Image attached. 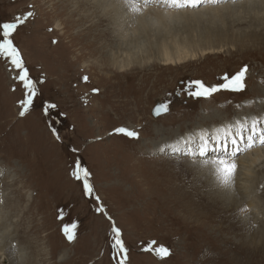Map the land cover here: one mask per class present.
Here are the masks:
<instances>
[{"label": "rangeland", "instance_id": "rangeland-1", "mask_svg": "<svg viewBox=\"0 0 264 264\" xmlns=\"http://www.w3.org/2000/svg\"><path fill=\"white\" fill-rule=\"evenodd\" d=\"M55 2L0 0V24L34 13L12 39L38 88L22 117L20 72L0 57V264H119L113 225L121 230L126 264H264V170L258 187L246 183V197L237 177L231 187L217 182L201 163L208 157L160 152L180 138L233 124L245 109L258 115L264 1L244 10L146 20L130 36L98 4L79 12L89 20L78 27L54 10ZM58 22L64 30L55 29ZM174 45L187 54L166 65L165 47ZM120 64L130 67L122 71ZM245 65L242 92L204 99L183 91L191 81L223 84V76ZM164 103L168 111L155 118ZM128 125L138 139L115 131ZM76 163L91 173L98 201L75 179ZM72 224L70 243L62 228ZM152 241L171 256L161 260L147 251Z\"/></svg>", "mask_w": 264, "mask_h": 264}, {"label": "snow or ice", "instance_id": "snow-or-ice-1", "mask_svg": "<svg viewBox=\"0 0 264 264\" xmlns=\"http://www.w3.org/2000/svg\"><path fill=\"white\" fill-rule=\"evenodd\" d=\"M237 4L240 0H122L124 6L134 14H142L143 9L151 4H164L170 8L175 9H197L202 4L220 5L224 3ZM34 15L29 11L24 17H17L15 22L0 24V57L8 58L15 69L19 70V81L22 82L25 89V99L22 103V111L20 115L23 117L31 108L34 98L38 95V88L36 81L32 80L28 69L25 67L21 53L13 43V34L16 32L18 25L25 23V21ZM249 69L245 65L235 75H225L222 77L224 83L215 86H208L203 81H191L184 85L183 91L192 98L210 99L215 93L220 91L242 92L246 88V78ZM87 80V77H84ZM98 92L97 89L93 90ZM54 108L55 105H49ZM168 111L167 103L160 104L154 109V115L160 116ZM240 129L249 135H240ZM118 134H122L131 139H138L139 134L127 128H118L115 130ZM59 138V137H57ZM257 145L264 147V120H252L249 124L247 121L238 125L236 136H233L231 127L225 129H217L214 134L207 131L194 133L188 137L180 138L175 143L162 146L160 152L171 156H186L188 158L194 157H208L201 163L205 167H210L212 174L215 176L217 182L224 187H231L234 185L235 178L239 170L238 159L243 154H246ZM75 151V149H73ZM214 155L209 156V153ZM73 175L76 180L82 182L83 189L86 196H93L97 201L99 197L95 196L94 187L91 183V173L79 163H76ZM102 211V208L97 209ZM76 225H65L62 231L66 239L71 243L76 239ZM112 247L117 253L119 264H126L127 248L122 239L121 230L113 225ZM155 241L150 242L147 251H153L161 260L171 256V250L165 246L153 248Z\"/></svg>", "mask_w": 264, "mask_h": 264}, {"label": "bare ground", "instance_id": "bare-ground-1", "mask_svg": "<svg viewBox=\"0 0 264 264\" xmlns=\"http://www.w3.org/2000/svg\"><path fill=\"white\" fill-rule=\"evenodd\" d=\"M55 1H56L55 3H57V8L54 9V10L59 11L58 13H60L63 16L67 15V19L69 21L72 20L73 22H75V23H72V24H76V26H78V27L85 26L87 21L89 20L88 16H82V15L79 14V12L82 11L85 7H88L90 9H96V4H98V5L101 6L102 10H111V11H113L115 13V18H118L119 21H120L119 22L120 30L125 31L129 36L133 34V32L132 33L129 32L130 30L133 31V29L136 26L141 25L146 20L159 22V21H162V20L170 19V18H172V19L174 18L175 19V17H179V16H182V15H191L192 14V15L196 16V14L197 15L205 14L206 11L216 12L219 9H235L236 7H239L240 5L242 6V8L244 10V7L248 6L247 8L249 9L254 4H256V5L261 4V0H240V2L237 3V4H233V3L229 2V3L220 4L219 7H213V8H211V7H202L200 9L198 8V10L194 9V11H192V10L189 11V10L185 9L184 11H179L178 10L177 12H175L173 10L175 8H170L167 5L157 3V4H151L147 8H144L143 9V13L138 15V14H134L131 11H129L124 6V4L122 3V0H60L58 2H57V0H55ZM262 1H264V0H262ZM207 5L211 6L210 4H205V6H207ZM173 11H174V14H173ZM75 17H77V18H75ZM43 19H45V18H43ZM103 22H104V18H102L99 21L98 26L100 27ZM63 26L64 25L62 24V22H58L56 24V28L55 29L59 30V28H60V30H64L65 26L64 27ZM93 29L95 30L94 27L90 26L89 32L85 33V35L90 37L91 33L93 32ZM136 30H137V27H136ZM85 38H87V37H85ZM173 48L176 50L175 53H173ZM84 53H86V52H84ZM186 54H187L186 48H182L179 45H174V47L166 46L165 50H164V53H163L162 61L166 65H169V64L176 65V63L180 64L182 62V60L184 59V56ZM129 65L130 64H127V65H121L120 64L118 66V68L123 71V70L129 69V67H130ZM103 66L101 65V68ZM85 67L90 72L92 71L89 65H86ZM262 91L263 90H261L259 92L262 93V95L264 96V93H263L264 91L263 92ZM99 108H100V106H99ZM102 109L104 110V108H102ZM243 112H244L245 115H242L233 124H231L229 126H227V125L224 126L223 125V126H220V128L227 129V128L231 127L233 136H236L237 128H238L239 124H241V123H243L245 121H247L250 124L251 121L254 120V119L257 120V121L264 120V106H258V112H257L258 115H256V116L251 115V112L248 113L246 111V109ZM116 119H118V118H116ZM223 124H225V123H223ZM120 128H127V129H130V130L134 129L130 125L124 126V127H120ZM215 132L216 131L211 132L210 134H214ZM239 134L246 136V135H249L250 132L246 133V132L243 131V129H240V133ZM117 138H121L123 140L124 137L117 136ZM124 139L128 140V138L127 139L124 138ZM122 142H123V144H125L124 140ZM129 142H127V143H129ZM131 143H137V141H134V142H131ZM100 155H102V154H100ZM238 161L241 163V166H239V170H238V173H237L238 175L236 176L238 178V182H240V184H238V185L242 186L243 191L245 192V196L249 197L247 192L244 190L245 189V185H246V183L248 184L251 180H252V182L255 183L256 186L261 182V180H260L261 179L260 178L261 174L259 172H261V170H264V147H261V146L257 145L255 148L251 149L246 154L240 156ZM243 191H241V192H243ZM6 233H5V235H6ZM247 241H248V239H247ZM1 244H2V238L0 236V245ZM259 253H260V251H259ZM240 255H241V252H240ZM249 255H251V254H249Z\"/></svg>", "mask_w": 264, "mask_h": 264}]
</instances>
